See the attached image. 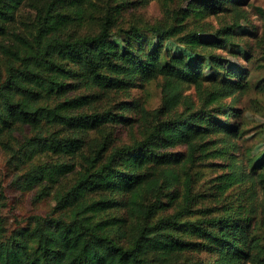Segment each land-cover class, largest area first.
Segmentation results:
<instances>
[{
    "label": "trees",
    "instance_id": "trees-1",
    "mask_svg": "<svg viewBox=\"0 0 264 264\" xmlns=\"http://www.w3.org/2000/svg\"><path fill=\"white\" fill-rule=\"evenodd\" d=\"M148 1L121 2L110 15L95 0H0V137L29 127L17 153L42 157L13 184L54 202L11 227L0 182V264H264V165L235 157L242 110L226 101L248 89L249 70L213 53L235 50L243 0H185L167 23L116 26L124 6ZM27 3L31 16L14 28ZM223 13L232 22L204 40L201 26L186 34L189 22ZM88 23L94 29L81 31ZM255 45L264 61V25ZM158 78L151 121L129 98ZM190 86L196 102L183 98ZM141 120L115 144L117 125ZM48 156L75 157L71 184L57 183L74 165Z\"/></svg>",
    "mask_w": 264,
    "mask_h": 264
},
{
    "label": "rangeland",
    "instance_id": "rangeland-1",
    "mask_svg": "<svg viewBox=\"0 0 264 264\" xmlns=\"http://www.w3.org/2000/svg\"><path fill=\"white\" fill-rule=\"evenodd\" d=\"M104 10H108V14L112 15L120 7L121 2L134 0H95ZM187 1L185 0H150L146 4L133 7L124 6L121 10V14L116 23L117 27L128 28L131 25L138 26H152L155 24H164L168 22V12L171 9H183L186 7ZM239 9L245 10L247 14V22L241 21L240 27L235 30V36L233 42L235 50L229 51V49H217L214 50V54H218L224 57L234 66L245 68L249 70L248 89L234 97H229L227 102L234 100L236 106L242 110L241 112V136L239 138H233L231 143L235 144L234 155L240 161L243 160L244 164L248 165L247 158L250 157L252 162H259L264 165V61L259 60V55L256 51V41L260 36L264 25V0H243L239 4ZM32 8L29 3L24 4L19 10L18 23L13 24L14 28L19 27L31 16ZM103 12V10H101ZM22 21V23H21ZM224 22L231 23L232 17L230 13H223V15L209 16L205 19L197 22H189L187 24L188 30L186 34H194L199 32V28H203L201 38L204 40L206 36L210 35L213 30L220 27ZM186 23V22H185ZM81 31H89L94 29V25L90 23L86 24ZM22 26L19 27L21 29ZM6 43H11L10 38L5 39ZM237 46V47H236ZM177 48L176 45L166 42L164 50L173 51ZM177 50H181L177 48ZM254 51V52H253ZM254 54V57L250 55ZM162 54V53H161ZM162 85L163 80L161 78L149 81L134 89H131V97L129 100L136 99L140 102L147 119L153 121V110L158 108L162 99ZM123 100V95H119L116 99ZM183 98H188L194 102L197 100L195 90L192 86L186 88L183 91ZM181 105V104H180ZM177 107V111L181 110L182 106ZM128 116L138 117L136 112L127 113ZM144 124V120L139 121L132 126H125L122 124L117 125L115 130L116 145H122L128 143L131 135L138 132L140 126ZM32 133L27 126L16 125L11 132H5L0 137V182L5 191V207L3 209V215L8 219V223L11 227L15 226V222L23 223L28 216L33 214H45L50 207L54 204L50 197L35 201L33 198L37 193L38 187L28 188L26 185L23 189L18 187V184H13V180L17 174H21L26 171L31 164L36 163L37 159L42 157L41 155L28 156L25 150L20 154L17 153L19 145L24 139L30 136ZM91 138L95 137L94 133H91ZM220 140H226L224 136L220 137ZM221 143V141H220ZM7 146L12 147L16 151V155H12ZM87 146V145H86ZM85 146L84 150H87ZM183 147L174 148V150H182ZM249 152L247 157L245 154ZM43 159L48 161H64L74 165V169L70 172L64 173L59 176L58 185L68 186L72 183L78 167L75 165V157L67 156H48ZM239 161V163H240ZM221 162V161H220ZM242 162V163H243ZM249 168V167H248ZM257 199L260 206L264 204V194L260 188L256 189ZM116 214V212H114Z\"/></svg>",
    "mask_w": 264,
    "mask_h": 264
}]
</instances>
